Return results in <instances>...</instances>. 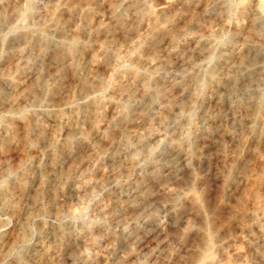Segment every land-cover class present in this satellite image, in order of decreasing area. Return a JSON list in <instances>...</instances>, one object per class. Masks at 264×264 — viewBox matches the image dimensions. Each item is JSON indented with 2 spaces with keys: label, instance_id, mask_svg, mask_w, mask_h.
Instances as JSON below:
<instances>
[{
  "label": "rangeland",
  "instance_id": "rangeland-1",
  "mask_svg": "<svg viewBox=\"0 0 264 264\" xmlns=\"http://www.w3.org/2000/svg\"><path fill=\"white\" fill-rule=\"evenodd\" d=\"M262 160L264 0H0V264H200Z\"/></svg>",
  "mask_w": 264,
  "mask_h": 264
},
{
  "label": "bare ground",
  "instance_id": "bare-ground-1",
  "mask_svg": "<svg viewBox=\"0 0 264 264\" xmlns=\"http://www.w3.org/2000/svg\"><path fill=\"white\" fill-rule=\"evenodd\" d=\"M125 11H127V10H125ZM146 12H148V11H145V12H144V10L143 11L142 10L138 11V13H137L138 18L139 19L143 18L146 15ZM150 17H151V15H150ZM154 17L155 16H153V18ZM115 19L117 20V18H115ZM151 19H152V17H151ZM153 20H155V19H153ZM165 21L166 22H169V19L168 18H165ZM122 29H123V27H122ZM159 31H162V32L165 31L166 34L168 35V37L170 38L172 44L176 43V39H177L176 33L173 32V31H171V30H169V29H167V28L165 29L164 26H162V22L161 23H157L155 21H153L150 24V26L147 29L146 35L143 38V40H145L146 42L147 41H150L151 38L153 39V36L157 32H159ZM79 34H80V30H77V32L75 33L74 37L70 41H68L67 43H64L63 42L61 44L60 49H59L60 59L63 58V57H65V55L68 54V53H71L72 54L74 51L75 52L77 51V49L79 48V46L81 44L78 41ZM143 40L137 41V43L135 44V47L137 49L143 44ZM135 59H137V58H135ZM65 64H66V62H65ZM96 64H98V63L96 62ZM90 65H91V63H90ZM67 69H68V65H67ZM126 72L129 73V74H131V75H133V76H135V78H136V76L137 77L139 76L138 75V72L134 68L127 69ZM143 87L145 89H147L149 87V83L148 82H145ZM121 117H125V112H123V114H122ZM263 169H264V160H262V162H261V170H263ZM261 170H260V172L254 174V177L252 178L253 179V182L255 184H257V185L260 184V183L261 184L264 183V180L261 177ZM248 196H250L252 198V203L253 204H252L251 208L245 210L243 208V206H242V201H240L239 207L237 209L238 210V213H237L236 221H235V223L237 222V224H236V232H237V234L234 233L233 236H227V237H225L221 241V243L219 245L213 247L212 246V241H214V240L212 238L214 236H213L212 232L207 233V235H206V242H204V247H203V251H202V256H201V258L199 260V263L200 264H249L248 259L245 258L243 251L236 245V243H240L242 245H251L253 243L257 244L258 245L257 248L259 247V253H258V255H259L260 261L261 262H264V211H262V209H260L261 207L259 208V206H258L259 205L258 204V202H259L258 199L260 197L259 194H257V193H252L250 195L244 194L243 195V199H246ZM190 199H191L192 204H194L196 206V208L198 209L199 206H200V204H199V198L196 195H193V196L190 197ZM202 229H203V227H202ZM245 250H244V252H245ZM253 264H255V263H253Z\"/></svg>",
  "mask_w": 264,
  "mask_h": 264
}]
</instances>
